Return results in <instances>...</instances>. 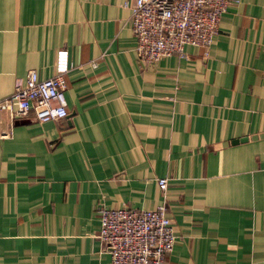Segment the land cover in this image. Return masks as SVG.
I'll list each match as a JSON object with an SVG mask.
<instances>
[{"label": "crops", "instance_id": "obj_1", "mask_svg": "<svg viewBox=\"0 0 264 264\" xmlns=\"http://www.w3.org/2000/svg\"><path fill=\"white\" fill-rule=\"evenodd\" d=\"M123 1L0 0V100L71 62L66 116L0 109V264H109L98 203H164L163 264H264V0L231 3L207 53L148 63Z\"/></svg>", "mask_w": 264, "mask_h": 264}, {"label": "built area", "instance_id": "obj_2", "mask_svg": "<svg viewBox=\"0 0 264 264\" xmlns=\"http://www.w3.org/2000/svg\"><path fill=\"white\" fill-rule=\"evenodd\" d=\"M240 0H124L129 9L131 29L136 38V54L141 62L183 55L185 45L202 48L207 53L217 33L221 15L231 3ZM71 62L66 49H58L54 74L40 78L29 69L22 84L0 100V109L12 116L32 112L36 121L58 119L67 115L64 74ZM159 188L167 189V178L157 179ZM100 226L97 237L108 248L109 264H163L173 249L175 234L164 203L151 209H128L96 205Z\"/></svg>", "mask_w": 264, "mask_h": 264}, {"label": "water", "instance_id": "obj_3", "mask_svg": "<svg viewBox=\"0 0 264 264\" xmlns=\"http://www.w3.org/2000/svg\"><path fill=\"white\" fill-rule=\"evenodd\" d=\"M66 116V115H65Z\"/></svg>", "mask_w": 264, "mask_h": 264}]
</instances>
